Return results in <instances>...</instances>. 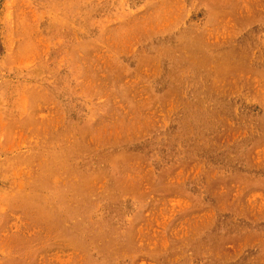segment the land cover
<instances>
[{"label": "rangeland", "instance_id": "374dc122", "mask_svg": "<svg viewBox=\"0 0 264 264\" xmlns=\"http://www.w3.org/2000/svg\"><path fill=\"white\" fill-rule=\"evenodd\" d=\"M0 264H264V0H0Z\"/></svg>", "mask_w": 264, "mask_h": 264}]
</instances>
